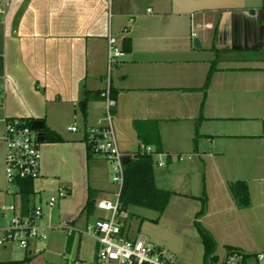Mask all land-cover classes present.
I'll return each mask as SVG.
<instances>
[{"label":"crops","instance_id":"crops-1","mask_svg":"<svg viewBox=\"0 0 264 264\" xmlns=\"http://www.w3.org/2000/svg\"><path fill=\"white\" fill-rule=\"evenodd\" d=\"M109 34L124 51L110 67ZM106 87L114 94L112 120L122 150L134 151L142 134L157 130L166 164L157 170L153 162L155 184L173 191L160 214L175 204L179 217L188 204L192 224L197 220L225 253L264 250L263 239L247 243L239 236L264 229L262 0H7L0 17V129L4 117L40 118L62 137L41 141L42 172L40 165L31 200L45 199L49 183L72 192L71 177L57 178L61 164L72 172L85 166L84 200L88 187L94 207L110 199L98 195L109 191L107 160L95 151L87 155L84 131L102 118ZM3 178L0 169V203ZM237 179L246 182V206L228 190ZM9 246L0 247V264L47 263L42 251L13 257ZM23 256L26 262H12Z\"/></svg>","mask_w":264,"mask_h":264},{"label":"built area","instance_id":"built-area-1","mask_svg":"<svg viewBox=\"0 0 264 264\" xmlns=\"http://www.w3.org/2000/svg\"><path fill=\"white\" fill-rule=\"evenodd\" d=\"M7 0H0V17ZM124 51L116 44L113 34L107 36L108 67L121 56ZM104 103V114L96 125L84 129L86 142L90 148L101 154L111 168V179L117 184L115 198L99 199L95 205L108 213L96 217L79 231L88 233L96 241V259L104 264H180L172 251L161 248L139 233L129 237L125 231L124 219L128 217L127 208L119 202V192L123 182L124 163L134 157L137 152L147 153L153 157L158 166L165 165V158L150 143L139 142L134 151H125L119 147L111 107L115 100L110 96L109 87L100 92ZM29 118L4 117L0 129V142L3 145V176L5 201L0 203V247L15 244L32 250V244L46 237V229L51 227L41 222L44 206H53L56 201L68 194V188L59 185L55 194L37 201L29 200L27 206L22 204L19 181L36 180L40 176L41 152L39 140L40 129L32 126ZM76 130V125L69 127ZM181 158V155H179ZM32 196V194H31ZM30 196V197H31ZM65 227L73 228L70 223ZM248 253L240 249L230 248L220 264H247ZM253 264H264V250L252 253ZM70 264H80L74 258Z\"/></svg>","mask_w":264,"mask_h":264},{"label":"rangeland","instance_id":"rangeland-1","mask_svg":"<svg viewBox=\"0 0 264 264\" xmlns=\"http://www.w3.org/2000/svg\"><path fill=\"white\" fill-rule=\"evenodd\" d=\"M2 147L3 145L0 142L1 152L3 151ZM42 159L41 172L42 161L44 160ZM102 163L104 165V185L109 191L103 193L99 190L98 195L113 200L117 184L111 179V168L108 162L104 160ZM61 165L58 169L60 175H57V178L62 180L63 176L71 177L74 184L73 190L59 199V203H57L60 206L59 208L56 207V203L51 207L44 206L41 222L51 227L46 229V237L42 239L41 243L37 241L32 244V249L42 251L46 264H70L74 261V258H77L80 264H101L95 257L96 241L90 234L79 230L84 229L85 225L92 222L99 214H107L108 211L97 206L93 207L91 211L86 209L80 211L85 201L87 170L82 165L79 169H73L72 172L69 166ZM160 168L158 165L155 166L157 170ZM0 169L3 172L2 159ZM68 171H71V173ZM57 186H59L58 182L46 185L42 190L43 197L55 194ZM184 205V211L181 216L177 217L175 216V204L171 205L168 212L163 215L155 209L131 204L127 207L128 217L124 219L125 231L129 237H134L139 233L144 234L151 242L172 251L180 264H202L203 244L190 219L189 206L188 204ZM71 219H74L73 222H66V220ZM66 223H70L73 228L68 231L65 227ZM262 231L264 233V229L258 232H255V229L252 228L246 229L244 233H239V236L247 243L252 242L254 238L264 240ZM1 250L3 249L0 248ZM7 251L13 257H21L26 253L25 249L15 244L10 245ZM213 252L217 254L218 258L210 264H220L226 254L224 246L220 243L215 244ZM248 254L250 255L247 256V264H253L252 253Z\"/></svg>","mask_w":264,"mask_h":264},{"label":"trees","instance_id":"trees-1","mask_svg":"<svg viewBox=\"0 0 264 264\" xmlns=\"http://www.w3.org/2000/svg\"><path fill=\"white\" fill-rule=\"evenodd\" d=\"M262 7L264 8V0H262ZM213 69L214 63L212 62L202 85V89L204 91L209 84ZM109 92L110 96L114 98L111 87L109 88ZM78 108L84 117L86 113V97H83L78 102ZM40 130L43 132L44 138L47 141L62 140V137L58 132L48 128L45 124L42 128H40ZM140 139L141 142L152 143L156 151H161L157 130H154L152 134H142ZM92 151L93 150L90 148V145L87 143V155ZM153 169V157L147 153L137 152L134 157L128 159L124 163L123 182L119 192V202L122 208H127L131 204L152 208L159 212L165 208L173 191L160 188L155 184ZM18 184L22 204L26 207L31 194L33 193V181L31 179H22ZM227 187L234 199V202L238 206H246L249 204L250 200L248 188L245 181L240 179L232 180L227 183ZM92 193V189L88 187L87 197L81 211L83 209L91 211L94 207ZM200 211L202 210L200 209ZM194 225L196 226L197 232L203 244L202 264H210L212 261L216 260V255L213 253L214 240L208 230L205 229L197 220L194 221ZM28 258V256H23L21 259L14 260L12 262L23 263L26 262Z\"/></svg>","mask_w":264,"mask_h":264},{"label":"water","instance_id":"water-1","mask_svg":"<svg viewBox=\"0 0 264 264\" xmlns=\"http://www.w3.org/2000/svg\"><path fill=\"white\" fill-rule=\"evenodd\" d=\"M194 44L197 45V46L199 45V42H198L197 38L194 39ZM43 125H44V122L40 118H35L32 121V126L35 127V128L40 129V128L43 127ZM38 138H39L40 141L44 140V135H43V132L41 130L39 132V137Z\"/></svg>","mask_w":264,"mask_h":264}]
</instances>
